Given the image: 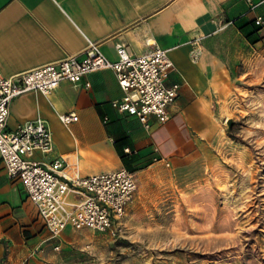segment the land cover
<instances>
[{
  "label": "crops",
  "instance_id": "obj_1",
  "mask_svg": "<svg viewBox=\"0 0 264 264\" xmlns=\"http://www.w3.org/2000/svg\"><path fill=\"white\" fill-rule=\"evenodd\" d=\"M247 9L246 0H0V72L6 77L79 53L94 41L106 54L121 41L141 54L150 41L170 49L175 69L167 82L181 83L170 120L152 129L113 107V100L124 95L113 70L93 72L80 84L64 82L49 96L29 93L15 99L9 128L38 117L47 120L54 139L48 158L63 156L68 170L77 168L82 175L170 159L211 132L215 108L231 91L230 55L245 53ZM233 35L243 46L231 53ZM72 112L78 119L65 126L59 115ZM33 215L38 217L35 205L0 160L2 264H20L37 248L22 238V225Z\"/></svg>",
  "mask_w": 264,
  "mask_h": 264
},
{
  "label": "rangeland",
  "instance_id": "obj_2",
  "mask_svg": "<svg viewBox=\"0 0 264 264\" xmlns=\"http://www.w3.org/2000/svg\"><path fill=\"white\" fill-rule=\"evenodd\" d=\"M242 36L211 132L170 159L128 168L139 185L122 229H68L57 251L33 215L22 225L38 248L30 264H264V30L246 21ZM242 43L233 35L231 53Z\"/></svg>",
  "mask_w": 264,
  "mask_h": 264
},
{
  "label": "built area",
  "instance_id": "obj_3",
  "mask_svg": "<svg viewBox=\"0 0 264 264\" xmlns=\"http://www.w3.org/2000/svg\"><path fill=\"white\" fill-rule=\"evenodd\" d=\"M246 2L245 16L258 30H264V0ZM146 44L149 48L145 52L134 54L121 41L106 54L101 42L94 41L79 53L10 77L0 72V160L9 178L21 182L27 199L55 239L53 247L57 251L62 234L69 228L119 232L138 190V179L125 167L91 175H82L77 168L69 171L65 157L48 158L54 149L48 121L38 117L10 129L11 105L25 94L49 96L64 82L80 84L93 72L113 70L124 93L113 100V107L136 117L146 129H152L155 123L164 124L171 118L169 108L179 97L181 83L167 82L175 69L170 49L150 41ZM59 119L69 126L78 116L63 113ZM125 153L131 150L126 148ZM37 251L35 248L31 254ZM20 264H29L28 259Z\"/></svg>",
  "mask_w": 264,
  "mask_h": 264
},
{
  "label": "water",
  "instance_id": "obj_4",
  "mask_svg": "<svg viewBox=\"0 0 264 264\" xmlns=\"http://www.w3.org/2000/svg\"><path fill=\"white\" fill-rule=\"evenodd\" d=\"M227 123H228L229 129H231L234 121L232 119H228Z\"/></svg>",
  "mask_w": 264,
  "mask_h": 264
},
{
  "label": "trees",
  "instance_id": "obj_5",
  "mask_svg": "<svg viewBox=\"0 0 264 264\" xmlns=\"http://www.w3.org/2000/svg\"><path fill=\"white\" fill-rule=\"evenodd\" d=\"M252 42H255V40H253Z\"/></svg>",
  "mask_w": 264,
  "mask_h": 264
}]
</instances>
